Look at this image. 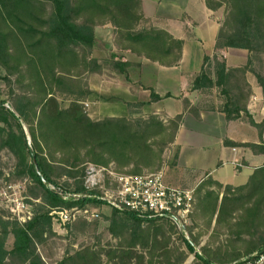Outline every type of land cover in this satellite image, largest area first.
Masks as SVG:
<instances>
[{
  "label": "trees",
  "instance_id": "1",
  "mask_svg": "<svg viewBox=\"0 0 264 264\" xmlns=\"http://www.w3.org/2000/svg\"><path fill=\"white\" fill-rule=\"evenodd\" d=\"M203 2L212 11L224 9L216 44L245 49L249 55L240 67L227 66L223 56H214L212 63L204 56L191 87L199 91L216 88L222 99L218 110L226 119H243L261 134L264 119L255 123L247 109L252 89L246 74L254 73L264 93V0ZM107 24L113 27L118 49L164 66H174L181 59L183 40L146 17L141 0H0V80L8 86L6 95L0 88V151L7 149L14 156L16 178L31 180L28 193L37 200L32 217L24 223L0 217V264H47L38 246L55 236L49 215L53 208L106 206L107 232L115 240L81 244L54 264H184L194 252L195 239L181 236L187 252L171 244L172 234L180 230L169 220L145 219L111 208L88 196L93 193L83 185L89 162H113L118 171L132 174L160 169L162 152L174 142L183 114L200 117L199 108L182 99L183 111L166 121L156 114L91 118L85 100L108 98L91 90L86 76L103 67L125 74L130 67L128 62L103 64L91 58L95 28ZM256 61L258 72L252 67ZM59 96L69 100L64 104ZM159 99L151 91L149 101ZM225 143L264 154L261 144ZM174 160L175 155L172 164ZM49 185L80 196L64 198ZM71 222L91 221L78 216ZM9 237L12 244L6 247ZM190 264L212 262L196 253Z\"/></svg>",
  "mask_w": 264,
  "mask_h": 264
},
{
  "label": "crops",
  "instance_id": "2",
  "mask_svg": "<svg viewBox=\"0 0 264 264\" xmlns=\"http://www.w3.org/2000/svg\"><path fill=\"white\" fill-rule=\"evenodd\" d=\"M179 1L187 3V0ZM198 1L202 6L199 16L186 13L184 6H176L177 10L157 7L154 14L148 15L144 12L145 0H141L146 17L163 22L157 26L183 40L182 56L176 65H161L127 49H118L115 43L111 49L105 39L97 37L102 29L98 26L91 58L103 64L108 60L128 62L130 67L125 74L114 71L118 76L115 89L112 83L108 84L112 79L106 67L101 72L88 74L86 80L91 90L108 98L103 103L109 104L111 111L118 112L119 116L128 117L127 113L134 109L149 108L152 114L163 112L166 121L183 111L182 99L199 108V118L189 112L183 114L171 144L175 150L171 168L173 180L169 178L167 182L193 189L194 196L188 222L184 230L178 232L180 238L196 240L194 252L188 255L200 254L208 257L212 264H238L264 245V154L244 146L227 145L225 141L264 146V129L259 136L260 131L245 120H227L218 110L222 99L216 88L192 89V78L201 71L204 56H209L211 63L214 56H223L227 66L240 67L246 64L249 55L245 49L222 48L216 44L222 20L214 17L216 11L208 9L202 0ZM185 17L188 20L184 21ZM97 50L102 53L101 57L96 55ZM235 56L242 59L239 64H233ZM252 67L258 72V68ZM94 76L102 80V87L91 85L89 78ZM246 79L252 89L247 109L254 122L260 123L264 119V93L253 72L248 71ZM151 91L160 99L149 101ZM196 94L199 99L194 101ZM140 102L143 104L139 105ZM203 234H207V242L199 245L198 239ZM228 255H232L229 260Z\"/></svg>",
  "mask_w": 264,
  "mask_h": 264
},
{
  "label": "rangeland",
  "instance_id": "3",
  "mask_svg": "<svg viewBox=\"0 0 264 264\" xmlns=\"http://www.w3.org/2000/svg\"><path fill=\"white\" fill-rule=\"evenodd\" d=\"M176 6L178 7L184 6L186 13L189 14L190 12H192L193 15L196 14L197 16L200 15V9H202L201 3L199 4L198 0H187V3H183L182 1H179V0H159V3H158V0H145L144 12L148 15H152L154 14L157 7H159L162 10V9H168V8L176 9L177 8ZM214 17L217 18V20L218 19L223 20L224 9L221 8L218 11H216V13L214 14ZM183 20L184 21L188 20V17L183 18ZM152 22L156 25L163 23V22L160 23V21L156 22L155 20L154 21L152 20ZM191 26L194 27L193 24ZM100 27H102V29L98 31L97 37L105 39L104 41L108 43L109 45H111V49H112L113 47L112 45L113 43H115L113 27L110 25L105 26V27H103L102 25ZM193 27L192 29H194ZM197 33H198V30L194 32L196 36L198 35ZM110 51H113V50H110ZM100 54L102 53H100V51L97 50L96 55L101 57ZM234 58L235 59H233V62H234L233 64H239L242 61V59H240L239 56H235ZM257 63L258 62L256 61V64H253V65L256 68H259L260 66L258 67ZM106 69L108 72L107 74L112 79V80H109L110 82H108V84L112 83V86H114V89H115L116 88L115 79L118 76L116 75V73H114V71L110 70L109 67L108 68L106 67ZM89 79L93 87H96V86L97 88L100 86L102 87L103 85V83H101L102 80L98 78L97 76H94L93 78H89ZM0 88L2 89L4 95H6L8 86L5 81L0 80ZM59 98L64 101V104L69 100V98L65 96H59ZM197 99H199V95L196 94V96L194 97V101ZM103 102L104 100H99V101L96 99H86L85 100L84 106L91 118L100 119L105 116H109L110 114L119 116L118 112L111 111V106L109 104H104ZM6 105L10 106L9 104H6ZM162 113L163 112H159L156 115H158L161 119H166L167 117H165L164 114ZM127 114L129 118H141V117L146 118L147 116L152 114V111L149 108L144 109L143 111L139 109L138 110L134 109L133 111ZM259 136H261V134ZM262 141H264V133L262 136ZM174 153H175V150L171 145L167 146L162 152L161 168L165 172L166 181H168L169 178L173 180L172 175H171L172 173L171 168H172V160L174 157ZM147 170L148 169H143V171H147ZM30 184H31V180L26 177L22 179L16 178L14 156L7 149L1 150L0 151V217L2 219L16 220L15 217L13 216V213L10 210L9 202L7 200V197H9L12 193L14 196L21 197L24 200V202L27 204V209H30L32 211L34 207L33 203L37 200H34L32 196H30V194L28 193V187ZM96 209L98 210V212L100 210L99 213H101L102 216L100 214L97 220L86 222V223L77 222L72 225V222H71L70 224L68 223L63 224V223H59L56 220H54L55 215L51 216L52 229L55 232V236L48 238L45 243L38 246V251L47 264H54L56 261L61 259L62 256L67 251H71L72 249L77 248L81 244H90V243L91 244H105V243L115 242V240L112 239L111 236L107 232L108 221L106 220V218H104V215H103L108 212V208L106 206H102L101 208L99 209L96 208ZM239 214L236 215L237 218H239ZM237 226H239V224ZM207 239H208L207 234H203L198 239L199 245L205 244V242H207ZM171 240H172L171 242L172 245L179 244L181 249L187 252V249L185 245L183 244L178 231H175V233H173V236H171ZM11 244H12V239L11 237H9L6 241V247H10ZM227 258H228L227 260H229L230 258H232V255H228ZM193 260H194L193 255L192 254L188 255L184 264H190Z\"/></svg>",
  "mask_w": 264,
  "mask_h": 264
},
{
  "label": "built area",
  "instance_id": "4",
  "mask_svg": "<svg viewBox=\"0 0 264 264\" xmlns=\"http://www.w3.org/2000/svg\"><path fill=\"white\" fill-rule=\"evenodd\" d=\"M83 185L86 191L93 193H87L88 196L99 198L111 208L127 210L145 219L164 218L180 231L184 230L194 204L193 189L168 183L162 168L132 174L118 171L113 162L108 165L89 162L84 167ZM49 187L64 198L80 196ZM7 200L16 220L24 223L32 217V211L21 197L12 193ZM49 214L63 224L78 216L87 221L99 217L98 210L91 207L53 208ZM240 264H264V248L245 257Z\"/></svg>",
  "mask_w": 264,
  "mask_h": 264
},
{
  "label": "water",
  "instance_id": "5",
  "mask_svg": "<svg viewBox=\"0 0 264 264\" xmlns=\"http://www.w3.org/2000/svg\"><path fill=\"white\" fill-rule=\"evenodd\" d=\"M7 107H9V106L7 105ZM26 133H27V131H26ZM27 139L29 140L28 135H27ZM36 173H37L38 175H40V171H39V169H38L37 166H36ZM42 181L45 183V180H44V179H42Z\"/></svg>",
  "mask_w": 264,
  "mask_h": 264
}]
</instances>
